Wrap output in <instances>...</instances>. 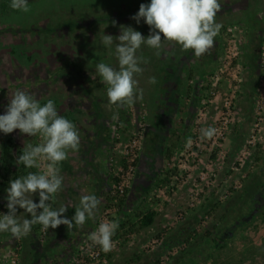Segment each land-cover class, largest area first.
<instances>
[{"label": "rangeland", "instance_id": "rangeland-1", "mask_svg": "<svg viewBox=\"0 0 264 264\" xmlns=\"http://www.w3.org/2000/svg\"><path fill=\"white\" fill-rule=\"evenodd\" d=\"M227 1L229 2L225 4ZM150 2L151 0H28L30 11L27 13L12 10L5 13L0 8V115L5 114L9 99L17 90H23L30 94L41 106L46 104L48 100H52L58 114L75 125L80 142L84 138L88 141L86 144H92L94 141H100V139L107 142L108 147L107 145L101 147L97 142L91 150L85 148L86 152L83 153L87 155V158L84 157L82 160H90L93 155L92 160H97L98 167L104 171L107 159L114 149L113 146L115 144L116 146L119 144L124 146L130 139L128 138L123 143V139L122 141L115 139V137L121 138L125 131V127L117 118L118 110L125 106H131L128 111L129 114L125 115L124 118H130L132 121V119L137 118L138 109L143 107L148 111L146 123L151 124L152 127L158 124V129L155 132L148 129L144 136L140 158L143 157L145 161L139 159L135 178L138 176L137 173L146 171L144 167H149L148 172L153 174V178H155L160 173L156 169H161V163L158 161H166L163 157L165 146L168 143L170 145L172 141L176 143L175 145L180 143L175 140L174 133L169 127H163L166 124L172 127L170 122L175 121L177 113L172 116V119L170 115L163 118L161 114L156 115L155 113L161 110H165L166 113L174 112L172 109L174 105L171 103V99L167 98L169 97L167 90L172 88L178 80L179 86L174 88L173 97H177L180 101L186 96L188 85L191 83L188 80L187 68L194 71L197 80L206 71H210L207 73L208 76L216 71L213 77L211 76L203 82L208 87L204 91L206 94L204 102L206 115L200 120H202L204 128L210 116L215 113H217L215 118L217 120L221 105L225 100L233 97L234 106L231 119L226 128L224 145H221L222 150L218 153L216 161L217 168L223 165V172L215 184V186L218 183L221 184L220 192L216 190L211 201L205 202L204 198L209 191L213 190L212 187L206 189L203 188L204 184L196 185V176L202 172L203 167H206L208 164L206 161L210 160L211 153L208 151L202 154L200 166L191 173L190 178L185 182L183 180L177 181L179 183L175 194L163 193L164 196H158L161 203L155 202L150 206V209L148 208L155 211L157 206H161L162 210L158 212L152 226L140 228L138 226L139 221L134 222V219L137 218L136 215H133L134 217L126 215L118 221L117 218L121 217L122 214L118 212L119 209H113L114 221L118 225L124 222L129 225L122 229L120 226L118 227L119 242L120 245L123 244L124 246H120L117 242L118 245L112 254L113 259L107 258L104 264H154L158 259L161 260L162 264H175V260L168 259L169 250L171 249L172 256L178 255V251L183 246L177 242L182 234L186 235L189 232V228L186 226L194 227L201 232L202 229L211 228L215 222H219L217 219L221 216H225L222 231L232 229L236 239L228 241V248L219 252L214 259L203 260L200 264H235L239 257L242 259L244 257L249 258L243 264H264L260 260L251 259L253 256L251 252L264 244V223L261 219L257 221V225L261 226L259 230L254 228L253 231L255 232L252 233L251 237H249V231L245 226V223L248 222L245 221V218L250 217L249 214L252 211L264 210V109H259L260 106L264 108V65L259 67L258 64V68L256 66L251 68L249 61H247V69L243 70L241 63V60L245 62L250 56L253 62L257 53L264 59V0H219L221 9L215 18L216 22L231 25L214 38V47L211 49L213 62L211 64L206 62L202 66H191L190 68L184 66L183 55L186 57L187 54L188 56L192 55L193 50H183L178 44L165 42L159 56L155 55L156 50L142 45L137 55L143 57L147 63L140 65L143 71L134 77L137 81V95H139V90H142V99H137L132 105H125L119 109L109 104L107 85L103 83L96 72V65L101 62L118 69L115 43L111 48H108L102 44L101 38L104 34L113 37L118 36L121 25L131 26L147 37L150 32L149 26L143 19L137 24L131 17L139 11L141 3L150 4ZM112 21L116 22L115 26ZM229 45L232 48L229 59L231 65L226 70V64L219 68L215 62L216 60L219 62L220 59L225 61L224 49ZM240 51L242 56L238 55ZM217 73L219 74L218 77L216 76ZM242 76L245 77L244 80L250 79V83L246 85V88L244 87L245 89L241 87V83L244 81ZM152 77L156 79L155 84L149 82ZM202 105H199L201 109ZM124 111L125 109L120 112L123 113ZM133 112L135 115L131 114ZM259 112L263 115V120L255 140L262 146L261 161L258 162L256 158L259 156L254 154L258 149L253 148V152L251 151L249 155L247 149L244 148L234 155L231 140L237 139L239 129L243 128L244 134L247 132L244 135L246 136L244 139L246 144L249 140L248 132L250 129H254L255 125L252 124L256 121ZM114 115L116 116L115 119L113 118ZM199 118L200 116L195 119L198 120ZM136 122L138 123L139 120ZM173 127L183 130L181 123L179 126L174 124ZM198 130L201 131L197 128ZM9 138L13 139L16 146L24 148L29 141L39 140L41 137L22 134L18 129L7 135L0 132V184L5 181L1 178L2 150ZM38 143H43V140ZM70 151H67L68 156L71 154ZM232 156L234 157L232 158ZM226 158L228 162H224ZM94 160L93 162H95ZM166 162L168 163V161ZM158 164L160 168L157 167ZM168 165L170 164L168 163ZM231 169V175L226 176V171ZM176 179L177 177L173 181ZM145 181L146 179L143 183L148 187V191H146L147 204L150 205L152 196L156 194L153 191L156 190L155 183L151 181L147 184ZM195 185L196 188L198 186V190L195 192H203L204 195L194 196L197 194L194 193ZM229 188L235 189V192L230 193ZM225 196L233 202L231 206L228 205L229 210L226 209L228 204L226 201L222 203L223 206L217 212L216 218L206 217V211L214 203L223 200ZM58 200L60 199H55L56 202ZM189 205L191 207L193 205L197 211H186V214L181 217L179 213L185 211ZM76 207L77 204L75 203L72 212H75ZM74 214L71 213L69 218ZM95 215L97 214L95 213ZM88 224L86 222L83 229ZM133 224L137 227H134L133 232H127ZM53 230L54 235L55 232L58 233L59 231L58 229ZM11 237H13L12 234ZM48 237L46 234L44 243L46 245L45 247H43L44 244L41 246L43 248L42 254L31 249L27 237L21 238L22 264L66 263L62 250H57L55 245L49 244ZM212 238H208L207 244L197 242L196 245H192L190 247L191 255L186 256V262L191 264L192 259L190 258L192 256L205 259L207 250L209 251L212 244ZM169 241L172 246L167 244ZM77 245L74 244V247ZM62 246L64 245H61L60 248ZM250 247H254V249L248 250ZM220 253L221 255H219ZM256 253H260L258 249Z\"/></svg>", "mask_w": 264, "mask_h": 264}, {"label": "clouds", "instance_id": "clouds-1", "mask_svg": "<svg viewBox=\"0 0 264 264\" xmlns=\"http://www.w3.org/2000/svg\"><path fill=\"white\" fill-rule=\"evenodd\" d=\"M10 7L25 13L30 11L28 0H11ZM220 9L219 0H151L150 4L141 3L139 11L131 17L137 24L143 19L149 26L147 37L131 26L123 25L116 37L104 34L102 44L111 48L115 43L118 60V69L103 62L96 65V72L107 85L109 104L120 108L142 99V90L137 95V81L134 78L143 71L140 65L147 63L137 55L142 45L156 50L157 56L165 42L178 44L183 50L191 49L196 57L210 54L214 38L222 27L215 19ZM112 23L115 26L116 22ZM149 82L155 84V77L150 78ZM17 129L31 137L39 135L43 143L25 146L16 163L31 169L39 168L40 162L47 161V169L43 173L29 172L26 176L9 181L6 189L8 211L0 215V232H10L13 238L20 239L27 237L36 224L42 225L45 231L61 225L70 230L74 226H83L86 219L94 218L100 204L95 195H82L71 219L64 216L66 207L53 210L49 203L62 188L63 177L58 165L67 159L68 150H78L80 137L75 125L58 114L52 100L41 106L30 94L17 90L9 99L5 114L0 115V132L7 135ZM214 134L215 129L211 127L201 129L204 138L211 139ZM190 145L191 140L186 146ZM37 193L38 203L33 201V195ZM18 209H23L31 218L18 221ZM118 227L115 221L101 222L88 237L91 245H98L105 253L110 252L113 248L112 237Z\"/></svg>", "mask_w": 264, "mask_h": 264}, {"label": "trees", "instance_id": "trees-1", "mask_svg": "<svg viewBox=\"0 0 264 264\" xmlns=\"http://www.w3.org/2000/svg\"><path fill=\"white\" fill-rule=\"evenodd\" d=\"M10 3H11V0H0V8L1 10L5 13H7L8 11H14L16 12L17 10H13L11 7H10ZM222 27L220 29V32L222 30H226L227 26L231 25H224V24H221ZM231 30V29H229ZM219 32V33H220ZM221 44V43H220ZM226 48L224 49V52H225ZM242 50V48H241ZM240 54V56H242V52H238V55ZM257 57L255 60H252L250 59V57L247 58V60L244 62V60H241V63H242V68L243 70L247 69V61H249V66L252 68L253 66H256L258 68V64H259V67H262L264 65V59L261 58V56L258 55V53L256 54ZM216 57V56H215ZM218 64V67H222L223 64H225L224 60L220 59L219 62L218 60H216L215 62V65ZM216 72V71H215ZM215 72H212V74L210 76H208L206 74V72L202 73V77H204L205 79H201L202 77L198 78V80L196 79V77L194 76L195 73L194 71H189L187 73V76H188V80L189 82V85H188V89H187V93H186V96L181 99L179 101L177 99V97H173V91L174 90H167V92L169 93V97L171 99V102L173 103L174 105V108L173 111L174 112H171L169 113L168 115H170V118L172 119L173 115L175 113H177V115H182L184 113H188V114H191L192 115V111H191V108L194 106V108L196 107V117L200 116V110H201V106H198V103L199 105H202L203 107L202 108H205L206 107V104H204L205 102V97H206V94L204 93V91H206L208 89V87L203 83L205 80L209 79L211 76L213 77L214 73ZM206 74V75H205ZM242 79L244 80L245 77L242 76ZM200 80L202 81V84H200ZM179 82H177V85L179 86L178 84ZM250 83V79L248 80H244L243 83H241V87L242 89H245L246 88V85ZM245 87V88H244ZM201 93V94H199ZM200 95L199 99L197 102H195V100L193 101V98H196ZM205 106V107H204ZM133 107V106H132ZM137 109L139 107H136ZM264 109V108H263ZM138 114H137V118L135 120L132 119V121L129 119H125L124 117L123 118H119L120 119V123L125 127V131H128V132H132L131 134V137H134L135 135H139L141 136V139H142V142H143V139H144V136L147 134L146 132L148 131V125L146 123V118L148 116V111L147 109L145 108H141V109H138ZM176 111V112H175ZM132 115H135V113H131ZM176 115V116H177ZM129 116V115H128ZM163 116V115H162ZM263 116V115H262ZM195 117V118H196ZM264 117V116H263ZM136 120H139V122L137 123ZM182 119H178V121H173V122H170V124L174 125V124H179ZM127 121V122H126ZM180 121V122H179ZM256 121H257V117H256ZM255 122H253L252 125H255ZM119 123V124H120ZM186 124V122H184ZM216 124V120L214 121V126ZM237 125V124H236ZM214 126L212 128H214ZM239 126V124H238ZM203 125H198L197 123V120L195 119L194 123H193V128H192V131L191 132H186L181 134L180 136H177L178 140L177 142H180L179 145H175L176 143L175 142H171L170 145L169 143L165 146V150H164V156L165 157V160L168 161V163L170 165H168V163L165 161L164 164L161 165V169L159 170V175L158 177H155V179L153 180V183L154 184V187L156 190H153L156 192L155 196H152V201L149 202L150 205L147 204V195L146 197L144 198V200L142 201V207L141 209H139V211H136L135 212V215L137 217L140 218V221H139V224L138 226L140 228H148L150 226H152L155 222V217L157 216L158 214V211L155 210V211H152V210H149L150 209V206L153 204V203H161V200L159 197L161 196H164L163 193H166V194H175V191L177 189V185L179 182L177 181H182L185 182L188 178H190L192 175L190 173V177H188V168L186 169H181L178 167V164L177 162L179 160H182V162H184L187 166L192 164L193 163V155H183L184 153H188V148L189 146H186L188 141L191 140V142L193 141H196V140H199L201 138V131L198 130L197 131V128L199 129H202ZM172 130V129H171ZM245 130H243V128L239 129L238 131V136L241 137L239 139V137H237V139H232L231 140V145L233 144L232 148H234V155L236 152H239V151H242V149L244 150V148L247 149V151L249 152L248 154L250 155L251 154V151L254 149H258V151L256 150L254 152V154L258 155L259 157L256 158V161H261V158L260 156H262V153H261V150H262V146L261 144H259L258 141H254L253 144H250L249 143V140L255 135L254 134V130L250 129V131L248 132V137H249V140H247V143L245 144V138L246 136H244V132ZM234 134V132H233ZM175 136V134H174ZM257 136V135H256ZM255 136V140H256V137ZM115 139L117 141H122V136L121 138H118V137H115ZM129 139V140H130ZM242 139V140H241ZM40 140H42V138H39V140H34V141H29L27 143L28 144H31L33 146H37L39 145L40 143H38ZM116 140H114L116 142ZM169 141V139H167ZM225 140V139H224ZM185 143L183 144L182 147L181 146V142H184ZM170 142V141H169ZM205 142V141H204ZM26 145V146H27ZM221 145H224V142L222 141L220 146L218 148H216L215 152H212L210 151L209 153L210 154V160H207L206 162L208 163L206 165V167L202 169V172L199 173V175L196 176V185L199 186L200 185H203L204 184V187L203 188H211L212 187V191H209L210 194H206L205 198H204V201L205 202H210L211 201V198L214 197L215 195V191L218 190L220 192V189L222 188L221 184H217V186H215L216 182H217V178L220 177L221 173L223 172V165L222 167H219L217 168V159H218V153L221 152L222 150V147ZM231 147V146H230ZM142 150V145H141V149H140V152ZM196 150V149H195ZM22 151H23V148L22 147H19V146H16L13 139L12 138H9L8 141L6 142V146H4L3 150H2V156H1V168H2V179H4V183H1L0 184V191L1 192H5L6 191V188L9 186V181L10 180H13V179H16L18 177H23V176H26L29 172H35V173H43L46 171L47 169V161H44V162H40L41 163V166L39 168H26L23 164H17L16 163V160L18 158L19 155L22 154ZM140 152H139V155H140ZM175 152V153H174ZM208 151H204V153H207ZM253 152V151H252ZM241 153V152H240ZM232 155V153H231ZM114 155H112L113 157ZM141 155L138 156V158L136 159V162L134 163V166L136 168H138L139 166V159L141 160ZM202 157V153L199 154V157L196 158V160L194 161V164L196 165V169L197 167L199 168L201 162H199V160L201 159ZM234 156H232L233 158ZM201 161V160H200ZM206 162H204V164H206ZM224 162H228L227 158L225 159ZM125 162L122 161V157L120 159V164H119V167L121 165H123ZM167 163V164H166ZM58 167L60 168V164L58 165ZM214 167V168H213ZM226 169V168H225ZM226 171V170H225ZM224 171V172H225ZM119 173V172H118ZM196 173V172H195ZM194 173V174H195ZM232 173V169L229 170V171H226V176H229L231 175ZM202 174H206L207 176L204 178V179H201V175ZM177 177V179L175 181H173V179ZM135 180V175H134V178H133V181ZM119 181V178L116 176V178L114 179V182L113 184H117V182ZM133 181L130 185V187L126 188L125 190V193L123 194L122 197H119V198H115V196L113 197L111 195V189L112 187L110 188L109 190V195L107 196L106 198V202L105 204L102 206V211L100 213V215L98 216V218L96 219L97 220V223H96V228L101 220V216L102 214L104 213V211L106 209H119V211H122V209L124 208L125 206V203H126V199L128 197V193L132 187V184H133ZM246 184V183H244ZM180 185V184H179ZM196 185L194 186V193H197L196 195L194 194L195 197H197L198 195H204L203 192H195V190L197 191L198 190V186L196 188ZM215 186V187H214ZM179 188V187H178ZM148 191V190H147ZM229 191L230 193L231 192H235V189L233 188H229ZM7 193V192H5ZM151 194H153V192H151ZM150 196V195H149ZM159 196V197H158ZM230 197V196H229ZM114 198L116 199V204L114 205L112 203V200H114ZM155 198V199H153ZM56 194L53 195V198L49 201V203L52 205V208L54 209L55 207V204H56ZM232 199V198H231ZM227 201V206H226V209H228V205L231 206V202L232 200H230L229 198H225L223 200H220V202H216L214 203L210 209H208L206 211V217L208 218H216V214L217 212L219 211V209L223 206L222 203L226 202ZM230 203V204H229ZM203 206V205H202ZM192 205V207L189 205L187 206L186 210L183 211V212H180L179 215H181V217H183L184 214H186V211H191V212H194V211H197L196 208ZM5 208V206H3L2 204H0V209L3 210ZM100 208V205L98 207V209ZM149 208V209H148ZM264 209V208H263ZM229 210V209H228ZM75 213V212H73ZM250 217L248 216L247 218H245V221H248L247 223H245L248 231H249V237H251L252 233H254L256 229L259 230L260 226L261 225H257V221L261 219V221L264 223V210H261L260 212H257V211H252L250 214ZM96 216H94L95 218ZM224 218L225 216H221L220 218H218L217 220H219V222H215L213 224V226L211 228H204L201 230V232H199L198 230H196V228L194 227H190L188 226L187 224V228L188 229V234L184 235L182 234L181 236V240L179 239L177 243H181L182 244V249L180 251H178V255H174L172 256V254L170 253L171 252V249L169 250V256H168V259L170 260H175V264H189V262L187 261L186 262V256L188 255H191V246L192 245H196V243H208V238L210 237H213L212 238V244L210 245V249L209 251L207 250V253L205 255V259L204 258H201V257H191L190 259H192V263L191 264H200L203 260H211V259H214L215 256L219 253V252H223L226 250V248H228V241H234L236 239L235 236V232L232 230V229H229V230H225L224 232L222 231L223 229V225L222 223H224ZM111 221H114V218L113 216L110 217ZM127 225H129L127 222H124L122 224H119L120 226V229L122 228H125ZM253 225V226H252ZM264 225V224H263ZM37 230H36V233H37V236L36 238L38 239V241L40 240V237H41V228H42V225H39L37 224ZM134 227H137L136 225H132L130 229H128L127 232H133L134 230ZM96 228L94 229V231L96 230ZM230 228V227H228ZM51 231V228H49L47 230V234ZM126 232V233H127ZM221 233H223V235H220ZM226 236V237H225ZM225 237V238H224ZM112 239L114 240L115 244H116V247H117V242H119V229H117V231L115 232V234L113 235ZM128 240V239H127ZM199 240V241H198ZM90 240L87 238L86 241H84L78 248L77 250L75 251V254L74 256L77 254V252L80 250V248L82 246H84L86 243H88ZM22 242V240H21ZM20 242V252H22V243ZM168 242V241H167ZM45 243L44 242H40L39 241V244L43 245ZM169 246H172L170 244V241L169 243ZM184 244V245H183ZM119 245H120V242H119ZM120 246H124L123 244L120 245ZM44 247V246H43ZM256 247V246H254ZM254 247H250V249L248 250H252L254 249ZM171 248V247H170ZM249 248V247H248ZM260 252L259 254L256 253V251ZM257 249L253 250L251 252V254L253 255L251 259L253 260H260L262 262H264V244H262V246L258 247ZM107 258H112V254H114V250H111L110 252L107 253ZM221 255V253L219 254ZM74 256L72 258V260L74 259ZM218 256V255H217ZM139 259V257H138ZM240 259V260H239ZM68 262L67 264H70L71 261ZM246 260H249V258L247 257H244V259H242V257H239L237 259V263L235 264H243L245 263ZM20 261H21V255H20ZM154 264H162L161 260H156L154 262Z\"/></svg>", "mask_w": 264, "mask_h": 264}, {"label": "crops", "instance_id": "crops-1", "mask_svg": "<svg viewBox=\"0 0 264 264\" xmlns=\"http://www.w3.org/2000/svg\"><path fill=\"white\" fill-rule=\"evenodd\" d=\"M228 2L229 1L225 2V4H227ZM221 21H222V19H221ZM218 44H220V43H218ZM191 53H193V51ZM185 56L183 55L184 59L182 60V62L184 63V66H188L189 68L191 66H195V67L202 66L206 62L207 63L209 62V64H211L213 62L212 50H211L210 54L206 53V54L202 55L201 57H196L194 54H192L191 59L189 61H187L188 59ZM187 56H188V54H187ZM189 71H190V69L187 68V73ZM209 72L210 71H206V74ZM202 79H205V78L202 77ZM177 82H179V81L177 80ZM177 82L174 83L173 87L171 88L172 90H174V88L175 89L177 88ZM200 82H201L200 84H202V81H200ZM260 82L262 83V81H260ZM199 94H201V93H199ZM199 97H200V95L197 97V99L192 97L193 101L195 100V102H197ZM168 98H170V97H168ZM156 102L158 103V100ZM198 106H199V103H198ZM130 107L125 106L121 109L119 108L120 110H118L119 113H117L118 114L117 118H123V117H125V115L127 116V114H129L128 111H129ZM196 107L194 108V106H193L191 108L192 115L188 114L187 112L180 115V116L177 114H176L177 116L175 115V121L176 122L178 121L179 118L182 119L181 120L182 122H180V121L179 122L181 123L183 130L185 129L184 131L179 130L178 127H176L177 129H174L172 124H171L172 127H170V125H168V124H166V126L163 125V127H165V128L169 127L170 129H172L171 131L175 134L174 138L176 141L178 140L177 136H180L181 134L185 133V131L186 132L192 131L193 123H194L195 117L197 115L196 114ZM123 109H125V111L123 113H121L120 111H123ZM66 111H71V110H66ZM155 113H156V115H160V114L163 115V118H165L169 114V113H166L165 110H161L160 112L156 111ZM216 117H217V113H215L213 116H210L207 124L205 125V128H203V129H208L209 127L212 128L214 126V121H215ZM162 121H163V119H162ZM184 122H186V124ZM180 123L177 124V126H179ZM153 126L154 127H152L151 124L148 125V129L151 132H155L158 129V124L156 126L155 125H153ZM132 132H128V131L123 132L122 143L127 141L128 138H130ZM163 132H164V130H163ZM87 142L88 141H86V138H84L80 142L78 150H75V151L69 150L71 153L70 156H68V152H67V159L60 163V170H61L60 175L63 177V181H62L61 190L58 193H56V198L60 199V200H58L56 202L54 209L58 210L60 207H66L67 212L64 214V216L69 218V215L71 213H73L72 209L74 210V208H72V207H74L75 203L77 204V207L79 206L80 198L82 195H95V196H97V198L100 200V204H99L100 208L96 210L97 215H95L96 216L95 218L86 219V222H88L89 224L86 225V227L84 229H83V226L78 227V228H76L74 226L72 229H70L68 231V229L65 225H61L57 228L59 231H58V233L55 232V235H54L53 229H51V231L48 233V236H49L48 237V243L51 245H55V248L57 250L58 249L62 250V254L64 253V256H65V261H66L65 264H67L68 262H70V260H72L77 248L84 241H86V239L90 236V234L96 228V223H97L96 219L98 218V216L100 215V213L102 211V206L106 202V198L109 195L110 188L114 185L113 182L117 176V173L119 170L120 159H121L122 153H123V151H122L123 150L122 148L124 147L123 144H119L117 146L115 144V146H113L114 149L112 148L114 151L113 150L111 151L110 157H108V159H107L106 169L103 171L98 167L97 160L93 159L95 161V162H93V160H92L93 155H92L90 160L88 159L87 161H82L84 157L87 158V155L83 152H86L85 148H88V150H91L93 145L97 144V142L99 143V145L101 147H103V145L104 146L107 145V147H108L109 145L107 144L106 141H104V140L102 141V139H100V141H94L92 144H90V143L86 144ZM184 143H185V141L181 142L180 147H182ZM72 153H74V155H72ZM75 153L77 155H78V153H80V155L77 156ZM94 155H95V153H94ZM112 155H114V156L112 157ZM141 160L145 161V159L143 157ZM158 163H161L160 165L164 164V162H160V161H158ZM160 165L158 164L157 167L160 168ZM144 168L146 170L144 173H140V174L137 173L138 176L135 178V180L132 184V187L129 191V194H128V197L126 199V203H125L124 208L122 209V211H118L120 214H122L121 217L117 218V220L119 219L118 221H120V219L122 217H125L126 215H129L130 217L133 215L135 216V212L139 211V209H141V207H142V201L146 197V195H147L146 191L148 189V187H146L147 185L145 186L143 181H144V179H146L145 182L147 184H149L151 181H153L155 179V178H153V174H150L148 172L149 167H144ZM156 170L159 171L158 169H156ZM144 174H145V177H144ZM6 196H7V193L0 192V204H2L5 207L7 204ZM33 201L36 203L39 202L38 193L33 195ZM155 210H157L158 212H161L162 211L161 206H157L155 208ZM0 215H2L1 211H0ZM30 218H31L30 214L24 212L23 209H18V214H17L18 221L22 222L24 219H30ZM69 219H71V217ZM138 221H140L139 217L134 219V222H138ZM36 226H37V224L32 226L31 232L29 233L27 238L29 239L31 249L36 250L40 254H42L41 253V251L43 250V248H41L42 244L40 245L38 239L35 237L36 236V230H37ZM57 229H55V230H57ZM74 244H76V245L78 244V245L74 247ZM45 245L46 244H44L43 246L45 247ZM61 245H64V246H62L60 248ZM13 246H14V238L11 237V234L7 233V232H0V255L2 257H7L10 254V251L13 248ZM21 264H22V262H21Z\"/></svg>", "mask_w": 264, "mask_h": 264}, {"label": "built area", "instance_id": "built-area-1", "mask_svg": "<svg viewBox=\"0 0 264 264\" xmlns=\"http://www.w3.org/2000/svg\"><path fill=\"white\" fill-rule=\"evenodd\" d=\"M231 49L232 48L229 45V47H227L225 50V61L224 62L226 64V67H225L226 70L229 69V65H231V60H229L231 57L230 55L232 54ZM216 76L218 77L219 74L217 73ZM233 106L234 105H233L232 96L229 99L225 100L224 103L221 105V110L219 111L220 114L218 115L216 124L213 128L215 129V134L211 139L204 138L201 136L199 140L191 142V145L188 148V153L187 154L184 153L183 155L185 156L193 155V163L187 166L184 162H182V160H179L177 162L179 168L181 169L188 168L189 170L188 177H190V173L194 172L196 169V165L194 164V161L196 160V158L199 157V154L201 153L203 154L204 151L215 150L216 148L220 146L221 142L225 139L226 128L231 119V115H232L231 113L233 110ZM259 109L262 110L263 106H260ZM205 115H206V109L202 108L200 110V118L197 120L198 125L200 126L202 125V120L200 119L202 117H205ZM262 120H263L262 115L259 112L257 115V121L253 129L255 135L249 140L250 144L254 143L255 136L258 135L260 131ZM203 128L204 127H202V129ZM141 145H142L141 136L135 135L130 140H128V142L122 148L123 149L122 150L123 151L122 161H124L125 163L119 167V170H118L119 173H117V177L119 178V181L117 182V184H114L112 186L111 195L113 197L114 196L115 198L122 197L123 194L125 193L126 188L130 187L133 181L134 175H135V171H136V167L134 166V163L136 162V159L139 156ZM206 176H207L206 174H202L201 179H204ZM115 198L114 200H112V203L114 205L117 202ZM0 211L2 214H5L7 213L8 210L5 207L3 210L0 209ZM112 214H113V208L106 209L101 216V220L99 224L101 222H112L110 219ZM46 234H47V231L43 230V227H42L41 237L39 240L41 243L45 241ZM112 241H113L112 250H114L116 248V244L113 239ZM20 242H21V238L20 239L14 238V246L11 249L10 254L7 257H2L0 255V264H21ZM90 245H91V241H89L84 246H82L80 250L77 252V254L74 256V259L71 261L70 264H104L106 262L108 252L107 253L103 252L98 245H91V246Z\"/></svg>", "mask_w": 264, "mask_h": 264}, {"label": "flooded vegetation", "instance_id": "flooded-vegetation-1", "mask_svg": "<svg viewBox=\"0 0 264 264\" xmlns=\"http://www.w3.org/2000/svg\"><path fill=\"white\" fill-rule=\"evenodd\" d=\"M216 45H218V44H216ZM191 56H192V55L187 56V59H188L187 61H189V60L191 59ZM185 57H186V56H185ZM186 64H187V63H186ZM172 87H173V86H172ZM168 90H171V88H169ZM167 98H168V97H167ZM167 98H166V99H167ZM171 103H172V102H171ZM169 110H171V109L169 108ZM161 133H162V131H161ZM162 138H163V137H162Z\"/></svg>", "mask_w": 264, "mask_h": 264}]
</instances>
